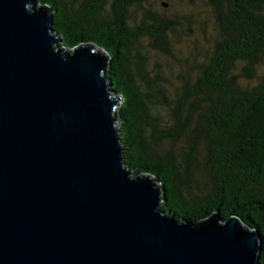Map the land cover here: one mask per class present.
Returning a JSON list of instances; mask_svg holds the SVG:
<instances>
[{
	"label": "water",
	"instance_id": "95a60500",
	"mask_svg": "<svg viewBox=\"0 0 264 264\" xmlns=\"http://www.w3.org/2000/svg\"><path fill=\"white\" fill-rule=\"evenodd\" d=\"M34 0H0V264H259L257 231L161 211L131 175L120 96L94 43L61 48Z\"/></svg>",
	"mask_w": 264,
	"mask_h": 264
},
{
	"label": "trees",
	"instance_id": "16d2710c",
	"mask_svg": "<svg viewBox=\"0 0 264 264\" xmlns=\"http://www.w3.org/2000/svg\"><path fill=\"white\" fill-rule=\"evenodd\" d=\"M148 1L31 4L49 9L63 50L94 43L108 54L106 75L121 100L116 113L126 168L134 177L154 178L161 211L191 223L217 213L223 222L239 217L258 232L264 264V0H207L219 38L195 75L181 74L171 93L158 72L150 75L141 46L148 39L168 53L169 35L181 21L147 10L131 23L128 9Z\"/></svg>",
	"mask_w": 264,
	"mask_h": 264
},
{
	"label": "rangeland",
	"instance_id": "374dc122",
	"mask_svg": "<svg viewBox=\"0 0 264 264\" xmlns=\"http://www.w3.org/2000/svg\"><path fill=\"white\" fill-rule=\"evenodd\" d=\"M147 10L176 16L181 21L169 35L168 53L153 48L148 39H144L141 46V51L149 59L147 68L151 71L150 75L153 77L158 72L161 85L171 93L173 88L182 84L181 74L195 75V68L211 56L213 45L219 38L218 27L207 0H149L128 9L131 23L138 22ZM103 13L108 15L109 7ZM242 66V63H238L237 73L241 72ZM259 74H264V60L260 64ZM169 111L167 108L163 110L166 119Z\"/></svg>",
	"mask_w": 264,
	"mask_h": 264
},
{
	"label": "flooded vegetation",
	"instance_id": "af4514ba",
	"mask_svg": "<svg viewBox=\"0 0 264 264\" xmlns=\"http://www.w3.org/2000/svg\"><path fill=\"white\" fill-rule=\"evenodd\" d=\"M94 7L96 6V5H93Z\"/></svg>",
	"mask_w": 264,
	"mask_h": 264
}]
</instances>
